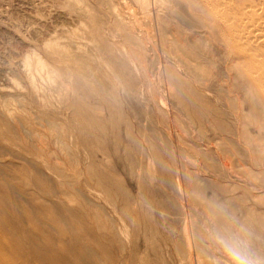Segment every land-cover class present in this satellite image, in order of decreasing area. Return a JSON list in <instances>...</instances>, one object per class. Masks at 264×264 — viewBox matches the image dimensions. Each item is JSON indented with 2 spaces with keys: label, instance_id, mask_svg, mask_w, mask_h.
Returning a JSON list of instances; mask_svg holds the SVG:
<instances>
[{
  "label": "rangeland",
  "instance_id": "1",
  "mask_svg": "<svg viewBox=\"0 0 264 264\" xmlns=\"http://www.w3.org/2000/svg\"><path fill=\"white\" fill-rule=\"evenodd\" d=\"M207 3L0 0L12 264H233L227 232L264 264L247 217L264 215V172L244 140L258 102L228 67L248 54L264 72V0Z\"/></svg>",
  "mask_w": 264,
  "mask_h": 264
},
{
  "label": "bare ground",
  "instance_id": "2",
  "mask_svg": "<svg viewBox=\"0 0 264 264\" xmlns=\"http://www.w3.org/2000/svg\"><path fill=\"white\" fill-rule=\"evenodd\" d=\"M210 0H204V3H205V6L208 5L207 2H209ZM214 5V4H213ZM214 7V6H213ZM206 13V12H205ZM216 13V12H215ZM222 14V13H221ZM214 15V14H213ZM223 15V14H222ZM221 15V16H222ZM219 16V15H218ZM215 18H217V16L214 15ZM220 18V17H219ZM223 18V17H222ZM222 18H220L222 20ZM231 18V17H229ZM226 19V18H225ZM230 20V19H228ZM210 22V21H209ZM226 22V21H224ZM239 22V21H238ZM230 23H227L224 25V28H225V32L228 33L227 35V38L229 39L228 41H226V46L230 49L232 47V43H231V36H234L235 40H236V37H240L239 34H236L235 32H233L231 26H229ZM239 25V24H237ZM210 27V26H209ZM235 27V26H234ZM238 27V26H237ZM218 28V27H216ZM211 29H214L213 26H211ZM173 30V29H172ZM243 35V34H242ZM261 35H257V34H253V39L259 37ZM230 41V42H229ZM234 44V43H233ZM245 48V47H244ZM244 48L242 50H244ZM241 49V47H240ZM248 49V48H247ZM227 51V50H225ZM247 51V50H245ZM255 51H256V48H255ZM260 51V50H259ZM258 51V52H259ZM250 52V51H249ZM259 55V53H258ZM245 57V56H244ZM253 57L254 56H249L248 54H246V57L243 59L244 61H239V58H233L232 60H230L229 62V69L230 70H233L235 71L234 73L236 74V76H234V79H239L241 80L242 83H245L246 82V85H239L240 89H243L246 91V94H248L250 96V99L251 101L253 102V100L256 99V103L258 105V107L256 108V110H253L251 109V114L253 113V117H252V120L253 122L255 123V125L257 126V135H251L247 138V135L244 136V139L245 141H248V142H244L248 148H246L248 151H249V159H248V162L246 164H248L249 166L253 167L254 168H260L263 172H264V72H262V70H260L259 68V65L261 62H259L258 60H253ZM256 57V56H255ZM239 62V64H238ZM37 63V66L41 68V64H39V62H36ZM233 76V75H232ZM233 78V77H231ZM195 79V78H194ZM199 80V79H198ZM225 80V79H224ZM232 80V81H233ZM201 81V80H200ZM201 85V84H200ZM232 87V86H231ZM235 87V86H234ZM242 87V88H241ZM233 88V87H232ZM193 89V88H192ZM231 90V89H230ZM240 91V90H239ZM236 92V91H235ZM243 94V93H242ZM245 94V93H244ZM247 96V95H246ZM202 97V96H201ZM245 98V97H244ZM253 98V99H252ZM255 102V101H254ZM248 114V113H247ZM245 116V115H244ZM246 117V116H245ZM243 120V119H242ZM250 123V122H249ZM243 125V124H242ZM213 127V126H212ZM242 134L244 133H241L240 135L243 136ZM243 140V138H242ZM243 140V141H244ZM218 141V140H217ZM205 156V155H204ZM222 158V156H221ZM208 160V159H207ZM231 160V158H230ZM229 160V161H230ZM237 160V159H236ZM226 161V160H225ZM228 161V160H227ZM238 161H240L238 159ZM237 161V162H238ZM232 163V162H231ZM229 163V164H231ZM239 163V162H238ZM242 163V162H240ZM227 166V165H226ZM259 170V169H258ZM252 172V171H251ZM260 176V174H259ZM252 179H254L255 177H251ZM252 183V182H251ZM240 196V195H239ZM256 197V196H255ZM206 210V212L210 215V217L217 219L218 217L213 214L211 212L212 209H210V207H206L204 208ZM247 209V208H246ZM249 211V210H248ZM258 211V210H257ZM251 212V213H250ZM249 215L247 217L248 218V225L249 227H255L257 226L256 228H260L261 232H259L260 234V240L264 238V215H258L256 218H254L253 214L252 213H255L253 211H250ZM247 214V213H246ZM220 215V214H219ZM246 216V215H245ZM246 217V218H247ZM245 218V219H246ZM216 221V220H215ZM221 221V220H220ZM247 221V220H246ZM219 222V221H217ZM243 222V221H241ZM224 223V222H222ZM219 226H221V224ZM240 224V223H238ZM244 224V223H243ZM216 225V224H215ZM235 225H237L236 223L233 224L234 227H236ZM242 225V224H241ZM245 225V224H244ZM218 226V225H217ZM216 226V227H217ZM230 227V226H229ZM232 227V226H231ZM239 226L237 225V228ZM244 227V226H243ZM248 227V226H247ZM231 229V228H230ZM239 230V228H238ZM258 230V229H257ZM217 231V230H215ZM240 231V230H239ZM248 231V230H247ZM256 231V230H255ZM238 232V231H237ZM258 232V231H257ZM239 233V232H238ZM241 233V232H240ZM222 234V233H221ZM220 234V236H221ZM226 235L227 234H230V232L228 233H225ZM258 233L254 234L255 237H257ZM224 235L226 238L223 239V240H226L224 242V245L225 243H228L230 244L231 242H229L231 236H226ZM230 237V238H229ZM10 237H7V235H3L2 231H0V264H12L10 259L8 258L7 254L4 253V249L3 248H7V249H11V244H12V240L10 241L9 240ZM219 238V237H218ZM222 238V236H221ZM258 238V237H257ZM11 239V238H10ZM220 239V238H219ZM152 240V239H151ZM222 240V239H221ZM264 242V240H263ZM11 243V244H9ZM174 243V242H173ZM8 244V245H7ZM10 246V247H8ZM176 249V248H175ZM179 250V249H178ZM197 250V249H196ZM177 252V251H176ZM181 254V253H180ZM214 255V254H213ZM186 258V257H185ZM201 258V257H199ZM208 258V257H207ZM200 260V259H199ZM198 260V261H199ZM217 260V259H216ZM61 262V260H60ZM59 262V263H60ZM194 262V260H193ZM63 263V262H62ZM195 263V262H194ZM199 263V262H198ZM216 263V262H215Z\"/></svg>",
  "mask_w": 264,
  "mask_h": 264
},
{
  "label": "clouds",
  "instance_id": "3",
  "mask_svg": "<svg viewBox=\"0 0 264 264\" xmlns=\"http://www.w3.org/2000/svg\"><path fill=\"white\" fill-rule=\"evenodd\" d=\"M225 250L232 258L233 264H258V262L241 247L225 243Z\"/></svg>",
  "mask_w": 264,
  "mask_h": 264
}]
</instances>
